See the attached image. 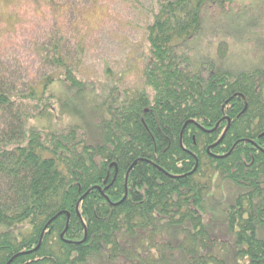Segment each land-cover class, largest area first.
<instances>
[{
	"label": "trees",
	"instance_id": "trees-1",
	"mask_svg": "<svg viewBox=\"0 0 264 264\" xmlns=\"http://www.w3.org/2000/svg\"><path fill=\"white\" fill-rule=\"evenodd\" d=\"M234 1H160L136 87L78 77L56 38L57 77L0 70V264H264V68L196 53Z\"/></svg>",
	"mask_w": 264,
	"mask_h": 264
},
{
	"label": "rangeland",
	"instance_id": "rangeland-1",
	"mask_svg": "<svg viewBox=\"0 0 264 264\" xmlns=\"http://www.w3.org/2000/svg\"><path fill=\"white\" fill-rule=\"evenodd\" d=\"M160 1L0 0V70L18 83L44 74L57 77L60 70L44 64L39 53L49 38H56L77 76L94 85L112 80L121 87L139 86L147 54L145 28ZM226 8L231 13L219 23L216 41L209 36L197 41V58L212 56L216 65L232 70L264 68V0H235ZM206 17L207 29L216 26L210 10ZM234 17L240 24L246 21L238 34L227 24ZM224 192L217 187L213 197L224 201ZM81 264L131 263L117 261L106 251Z\"/></svg>",
	"mask_w": 264,
	"mask_h": 264
}]
</instances>
